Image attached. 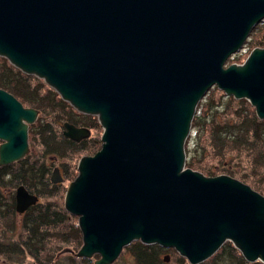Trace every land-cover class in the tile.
<instances>
[{
	"label": "water",
	"instance_id": "95a60500",
	"mask_svg": "<svg viewBox=\"0 0 264 264\" xmlns=\"http://www.w3.org/2000/svg\"><path fill=\"white\" fill-rule=\"evenodd\" d=\"M262 20L264 0H0V56L102 127L64 195L82 236L76 256L111 264L139 240L197 264L229 241L264 263V195L185 165L211 87L264 119V47L225 65ZM37 114L0 87V166L28 153ZM63 127L73 139L89 132ZM15 196L18 210L37 200L22 185Z\"/></svg>",
	"mask_w": 264,
	"mask_h": 264
},
{
	"label": "trees",
	"instance_id": "16d2710c",
	"mask_svg": "<svg viewBox=\"0 0 264 264\" xmlns=\"http://www.w3.org/2000/svg\"><path fill=\"white\" fill-rule=\"evenodd\" d=\"M253 36V35H252ZM264 42V34L253 36L250 41V47L262 45ZM249 48V47H248ZM244 56L243 53L234 54L229 59H239ZM34 77L22 73L19 69L13 67L5 58L0 57V87L12 93L22 103L36 108L46 110V102L44 100L48 93H52L57 103H62V110L70 116L72 107L62 100L50 87L45 86L41 80L34 81ZM45 87V88H44ZM214 94L216 97H214ZM56 107V106H55ZM58 109V108H56ZM94 126L98 127L97 121L93 119ZM35 130L36 138L30 136L31 146H35V152L41 154L39 162H42L44 156L48 153L62 156L64 149H71L73 146L67 140H63L53 136V129L48 123L38 121ZM205 139V140H204ZM38 140V142H37ZM204 140V143H203ZM37 145H36V143ZM95 145V144H93ZM192 145L195 147L192 149ZM204 151L208 147V153H213L218 162L213 165L202 164L203 161L196 159L197 153ZM85 147L89 151L90 146H79V150ZM70 150L69 152H72ZM68 152V153H69ZM186 166L198 169L205 174H215L221 169L228 173H233V161L238 160L240 163V171L235 175L242 181L248 183L257 191L264 194V119L257 117L251 104L241 98L234 99L230 95H226L223 91L216 87L210 88L209 92L200 100L196 107L195 115L191 123V131L185 141ZM72 155V154H71ZM226 159V160H225ZM237 163V162H236ZM227 164V165H225ZM7 165L0 166V203L13 202L10 194H3L1 188L4 184L2 174L8 168ZM215 166H217L215 168ZM219 168V169H218ZM217 169V170H216ZM17 180V182H27L28 187L32 188V168H23L15 166L12 171H8ZM37 177L44 173L38 168ZM259 175V176H258ZM258 176L257 180L255 177ZM25 182V183H26ZM42 188H37V191ZM11 197V198H10ZM1 216V213H0ZM69 217L72 215H68ZM38 220L32 221V259L34 262L38 260L39 264H45V257H41L43 249L37 244L43 242V236L46 234L47 227H52V216L48 214L37 217ZM74 224V223H73ZM74 226V225H73ZM75 232V234H73ZM69 241H80V232L77 226L69 228ZM40 235H43L42 237ZM74 235L77 238L74 240ZM41 237V238H39ZM73 237V238H72ZM77 240V241H76ZM129 249L133 263L132 264H185L186 260L180 256L173 248H165L158 244H143L139 240L131 242L125 246L123 250ZM163 253H167L164 256ZM45 256V255H44ZM36 259V260H35ZM43 259V260H42ZM38 262L36 264H38ZM199 264H264L259 260L247 261L242 254L229 241H226L212 256L200 262Z\"/></svg>",
	"mask_w": 264,
	"mask_h": 264
},
{
	"label": "rangeland",
	"instance_id": "374dc122",
	"mask_svg": "<svg viewBox=\"0 0 264 264\" xmlns=\"http://www.w3.org/2000/svg\"><path fill=\"white\" fill-rule=\"evenodd\" d=\"M258 34L259 35L264 34V20H262L259 24H257L252 29V31L248 35L245 43L242 45L241 49L238 50L236 53H234V54L243 53L244 56L242 58L237 59V60L229 59L230 57H232L234 55V54H231L230 57L226 60L225 65H228V64H230L232 62H236V63L243 62L252 48H254V47H264V42L262 43V45H255V46H252V47H250V45L248 44L250 39L253 36H257L258 37ZM30 76L35 78L34 81H37L38 79L41 80L40 78H38V77H36L34 75H30ZM41 82L45 86H47L46 83L43 80H41ZM213 87H216V86H213ZM209 90L207 92H209ZM218 90H220V89H218ZM212 95L214 97H216L214 94H212ZM234 99H236V98H234ZM41 101L43 103H44V101L46 102V104H45V105H47L46 106V110L43 111L41 109L40 112L37 115L36 120L33 122L34 124L32 125V123H31V124L28 125V126L31 125V127H30V132H28L29 151L27 153V156L28 155H31V156L34 155L33 158L36 161L35 162L36 164H38L39 159L42 157L41 154H38V153L30 154L31 150H32V152H35V146H33V145L31 146V144H30V136H32L33 139L36 138L34 133H35V130L37 129L36 125H37L38 121L48 123L49 126L53 129V136H56L57 138L61 137V139H63L64 141L65 140L69 141L71 143V145L73 146V148H71V149H67V148L64 149L63 150L64 153H63L62 156H59L57 154H52V153H48L47 155H45V162L47 164L51 165L50 166L51 168H52L53 165L67 164L66 168L69 169L68 173L66 171V175L64 173L65 178H67V174H68V179H65V181L63 182V184L61 186L51 188L49 190V193H47L44 189L38 191L37 193H34V195L36 197H39L38 207L40 209H43L42 212L45 215H47L48 211H47L46 208L50 207L51 204H54L53 205L54 207L57 204V206L61 207V209L63 211H66V209L64 208V205H63V200H64V195H65V191H66L68 182L70 180H72L75 177V175L77 174V163H78L79 158L81 156H83V155H92L100 148V146H101L100 134H101V131H102V127H101V125L99 124L98 120L95 117H92L89 114H87V115L80 114L71 105L70 106L72 107L73 110L69 111L70 112V114H69L70 116H68V114H65L63 112V110L61 109L63 104L59 103V102L57 103V101H56V99H55V97H54V95L52 93H48L47 96H45L44 100H41ZM22 104L25 107H32V106L26 105L24 103H22ZM56 108H58V109H56ZM93 119L95 121H97L98 127L97 126H95L94 128L92 127L91 135L94 138L90 139L89 141L85 142L84 144H79V145L74 144V143H72L70 141V139H68L69 137H64L63 136L62 130H64V128L62 127V125H63V123L65 121L69 122V123H71L73 125L76 124L75 126L79 127L78 124H82V125L83 124H85V125L93 124ZM204 140H203V143H204ZM98 141H100V143ZM37 142H38V140H37ZM93 144H95V145H93ZM36 145H37V143H36ZM83 145L90 146L92 148L89 151H86L85 147L82 150H79V146H83ZM194 147H195V145H192V149ZM198 148L200 149V151H199V153H197L196 159L199 158L200 160H202L203 161L202 164L213 165V164H216L218 162L217 157L213 153H210V152L208 153V147H205L203 152H201V147L198 146ZM70 150H73V151L69 152ZM49 155H52V156L48 157ZM55 155H57V157H54ZM26 163L27 164L28 163H32V158L26 159L24 161V163H23V167L24 168H25L24 164H26ZM185 165H186V163H185ZM225 165H227V164H225ZM187 167H190V166H187ZM216 167L217 166H215V168ZM240 167H241V165H240V163H238V160L234 159L233 168L230 167V169H232L234 171L233 173L230 174V173L218 168L219 170L216 169L217 172L215 174H210L209 176H215V175H219V174H228V175L240 180L235 175V171L236 172L240 171ZM190 168L194 169V170H198V169H195V168H192V167H190ZM198 171H200V170H198ZM200 172H202V171H200ZM205 175H208V174H205ZM261 175H264V173H261ZM258 176L255 177V180H257ZM240 181H242V180H240ZM20 182H22V181H19L18 183H20ZM242 182H244V181H242ZM18 183L17 184L15 183V184L18 185ZM244 183H246V182H244ZM246 184H248V183H246ZM6 186H9V185H6ZM10 186L12 187V185H10ZM250 187L253 188L252 186H250ZM254 190H256V189H254ZM36 191L37 190H35V192ZM3 194L4 195L5 194H10V192L9 193L4 192ZM11 203H12L11 200L9 202H7V203H4V201H3L2 203H0V205L3 206V204H4V207L7 208L8 206H10ZM13 211H14V209H13ZM10 213H12V212H10ZM34 213H36V210L32 211V215ZM66 213H67V215H72V216H70V217L68 216V218H69L68 221L64 222L63 224L61 222H57L58 223V226H57L58 230L57 231H54L53 226L50 227V228L47 227L46 229H44L46 234L44 236L40 235L41 237L42 236L44 237L43 238V242H40L39 244H37L38 247L43 249V253L41 254V257L42 258L45 257V260H46L45 264H94V261L99 257L98 254H94L91 257H78V256L75 255V253L77 252V250L80 248V246L82 244L81 231H80V229H79V227L77 225V216L73 215V214H70L68 211H66ZM44 214H42V216ZM51 214H53L52 206L50 207L48 216L51 215ZM10 216H11V214H10ZM10 216L8 215L7 217H10ZM15 217L18 218L17 215L13 214V216L11 218V221L16 222ZM3 218H4L3 216H0V228H1V230H4L3 231L4 234H9V231H10V233L13 234V235H17V234L22 235L23 229H22L21 226L17 227V228H16V226L14 228L13 227H11V228L7 227L6 229H4V227L2 226V221H1V219H3ZM73 225L75 227L77 226V228L79 229V232H80V238H79L80 241L74 242V243H73V241L72 242L69 241V239H70L69 237H71V235L69 234V228L74 227ZM51 232L53 233V236L51 235L52 234ZM73 234H75V232ZM41 237H39V238H41ZM76 238H77V236L74 235V240ZM33 246H35V242L32 243V247ZM7 248H9V247L6 246L5 249H7ZM163 254H164V256L167 255V253H163ZM24 256H25L24 257L25 261H27V262L31 261V259H32L31 256H28V255H24ZM19 257L20 256L16 257V256H13V255H8L6 257V259L7 260L11 259L14 262H17ZM1 258H2V255H0V260H1ZM132 261H133V258H132V255H131L129 249H125V250L121 251V253L117 257V259L115 261H113L111 264H132L134 262V261L133 262ZM31 262H32V264H36L38 262V260H36V262H34V259H32ZM38 264H39V262H38Z\"/></svg>",
	"mask_w": 264,
	"mask_h": 264
},
{
	"label": "flooded vegetation",
	"instance_id": "af4514ba",
	"mask_svg": "<svg viewBox=\"0 0 264 264\" xmlns=\"http://www.w3.org/2000/svg\"><path fill=\"white\" fill-rule=\"evenodd\" d=\"M24 106V105H23ZM38 110V113L40 112L39 108L33 107ZM79 114V113H78ZM38 115V114H37ZM87 115V114H84ZM94 117V116H92ZM37 118V117H36ZM36 120V119H35ZM34 123L32 122V125ZM76 125V124H74ZM79 127H84L87 128L89 130V134L84 135L82 137L79 138H68L70 139V141L74 144H84L85 142L89 141L90 139L94 138L91 135V129L92 127L94 128V124H78ZM87 126V127H86ZM30 126H28V132H30ZM63 127V125H62ZM64 128V127H63ZM62 134H63V130H62ZM64 136V134H63ZM66 137V136H64ZM100 143V141H98ZM34 155H25L24 157H22L21 159H19L18 161L9 163V164H5L7 165L6 167H8L4 174H2V177L4 179V184L7 183L9 186L12 185V187L10 186H4L2 185V192H7L12 195L13 197V202L10 204V206H8L7 208L0 205V213L1 216H3L4 218L1 219L2 221V226L4 227V229L11 228V227H22L23 232L22 235H13L10 233L9 234H4L3 231L0 228V255H2V258L0 260V264H32V259L31 261L27 262L24 259V255H28L31 256L32 258V237H34V235H32V221L38 220L37 217L40 216V219L42 217V214H44L42 212L43 209H40L38 207V202H39V197H37V200L35 203L29 204L28 206H26L25 208H23L22 210H18L16 207V189L18 186L22 185L29 193L33 194L37 193L35 192V190H37V188H42L44 189L47 193H49V190L51 188L54 187H58L61 186L63 184V182L65 181V179H68V174H67V178H65L66 175V171L67 173L69 172V169H67V164H61V165H53L52 168L50 167L51 165L47 164L45 162V156H44V161L42 162H38V164H36L34 158ZM52 155H49L48 157H50ZM54 157H57V155H55ZM32 158V163H26L25 165V169L26 168H32V183L34 184L32 188L28 187L27 182H20L18 183L17 180H15V178L11 175L10 172L8 171H12V168L15 166H19V167H23V163L26 159ZM4 165V166H5ZM24 168V167H23ZM41 168V170H43V174L40 176V178L37 177V169ZM65 173V175H64ZM18 183V185L16 184ZM37 186V187H36ZM51 194V193H50ZM54 204H51L50 207L52 206L53 209V214H51L52 216V222L50 223L51 225H54V231L58 230V223L57 222H61L62 224L64 222L68 221V215L66 213V211H63L61 209V207L57 206V204L55 205V207L53 206ZM50 207L46 208L47 209V214L49 213ZM14 209V211H13ZM36 210V213H34L32 215V211ZM12 212V213H10ZM11 214V216H10ZM13 214L17 215V217H15L16 222L11 221V218L13 216ZM10 217H7V216ZM45 216V214H44ZM19 230V229H18ZM52 233V232H51ZM53 236V233L51 234ZM8 246L9 248L5 249V247ZM24 254V255H23ZM8 255H13V256H20L18 258L17 262H14L13 260L9 259L7 260L6 257Z\"/></svg>",
	"mask_w": 264,
	"mask_h": 264
},
{
	"label": "bare ground",
	"instance_id": "6f19581e",
	"mask_svg": "<svg viewBox=\"0 0 264 264\" xmlns=\"http://www.w3.org/2000/svg\"><path fill=\"white\" fill-rule=\"evenodd\" d=\"M42 80V79H41ZM47 85V84H46ZM48 86V85H47ZM49 87V86H48ZM51 88V87H50ZM52 89V88H51ZM54 90V89H53ZM55 91V90H54ZM9 92V91H8ZM55 93L59 96V94L55 91ZM12 94V93H11ZM66 102V101H65ZM69 104V103H68ZM80 114H84V113H82V112H79ZM91 116H94V115H91ZM95 118H96V116H94ZM69 118V117H68ZM72 119V118H71ZM97 119V118H96ZM66 122V121H65ZM102 132V131H101ZM89 134V133H88ZM100 136H101V134H100ZM100 141H101V139H100ZM1 142V141H0ZM28 144H29V140H28ZM25 155H27V154H25ZM24 155V156H25ZM23 156V157H24ZM197 264H199V263H197Z\"/></svg>",
	"mask_w": 264,
	"mask_h": 264
}]
</instances>
